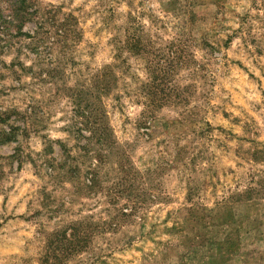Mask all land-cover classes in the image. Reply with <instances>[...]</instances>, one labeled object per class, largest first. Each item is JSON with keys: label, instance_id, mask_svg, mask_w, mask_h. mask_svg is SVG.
<instances>
[{"label": "rangeland", "instance_id": "374dc122", "mask_svg": "<svg viewBox=\"0 0 264 264\" xmlns=\"http://www.w3.org/2000/svg\"><path fill=\"white\" fill-rule=\"evenodd\" d=\"M6 1L0 264H264V0Z\"/></svg>", "mask_w": 264, "mask_h": 264}, {"label": "trees", "instance_id": "16d2710c", "mask_svg": "<svg viewBox=\"0 0 264 264\" xmlns=\"http://www.w3.org/2000/svg\"><path fill=\"white\" fill-rule=\"evenodd\" d=\"M7 7L5 8L7 10V12L9 13V19L12 21V23H15L16 25H20L23 22H25V20H27V18L30 16V14L27 13V10L25 8L26 5V1L25 0H8V2L6 1ZM134 29L131 31H126V35L124 40L122 41V43L120 44V47L118 49V51L120 50H124L126 53L129 54H135V55H141L144 54L146 57L144 59L145 64L147 65V71L149 73H153L154 75V81L156 83V81H159V84L155 85L154 89H158L157 87L161 84L160 81V76L162 75L163 71H161V69H155L154 65H155V58L156 55L153 57H150V55H148V52H146L144 49L147 46V44H144L143 40L138 38V36L136 35V33H133ZM151 70V71H150ZM108 71L106 68L103 69V71H101V73L99 74V76L97 77V88H98V92L102 93L103 91L106 90L107 86L109 85V82H107V76L109 72H105ZM161 74V75H160ZM158 92V90H157ZM144 100L146 101V104L148 105L150 103V105L152 104H157L160 102V97L159 98H154L152 96L151 99H149L148 97H143ZM149 102V103H147ZM147 108V107H146ZM88 115V114H87ZM149 113L148 111H144L142 114V118H143V125H147L148 124V117H149ZM94 119L92 118V116H89L86 118L85 121V129L84 130H88V134H91V136H89V138L87 140H92V138H96L98 139L100 136L98 129L103 130V128H101L98 123L95 121H93ZM75 236L71 235V240L74 239Z\"/></svg>", "mask_w": 264, "mask_h": 264}]
</instances>
